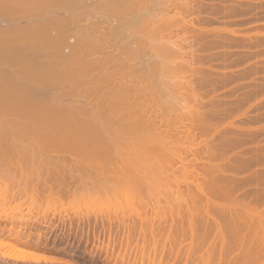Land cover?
<instances>
[{"label": "rangeland", "instance_id": "rangeland-1", "mask_svg": "<svg viewBox=\"0 0 264 264\" xmlns=\"http://www.w3.org/2000/svg\"><path fill=\"white\" fill-rule=\"evenodd\" d=\"M87 1L89 3V2H94V1L96 2L97 0H93V1L87 0ZM165 1H166V4H165ZM169 1H171V3ZM160 2H162V4ZM159 3H160V4H158L159 6L156 5V7H158V9L155 8L153 11L158 10L155 12L156 13L158 12V15L159 16L161 15L160 17L162 19L163 18L166 19L165 20L166 22L164 21L166 24L163 22V24L160 25V26L163 25L166 29L162 26L163 29L160 32V34H161V36L163 35L162 36L163 40L166 41L168 47L170 48L169 49V51L171 52L170 56L172 57L174 55L173 56L174 59L169 57L172 60L171 62L167 61V63L168 62L170 63V65H168V68L169 69L171 68L170 70L167 69L168 70L167 72H169L171 74L165 72L166 74H169V77H168V75H166V76L170 79L164 78L165 81L169 80V81H171L170 84H173V87L171 85L172 92L170 91L171 89H169V90L165 89L166 87L169 88L170 84H168V86L163 88L164 92H162V89H160L161 90L160 91L159 88L157 90V87L155 85L154 86L156 87V89H154V87L151 84H149V87L146 85L142 86L140 84L144 90L146 87L148 89L150 87H153L152 88L153 90L151 88L150 89L152 91H154V90L158 91V93H156L155 91H154V93L156 95H159L160 97H158V96L156 97V95L153 96L154 95L153 93L152 94L149 93V92H151V90L149 89L150 91H147V90L143 91V92H145V93H143L145 95H143V94L141 95L142 92L141 93L139 92V94L141 96H144V97L140 96L141 97L140 100L138 98L137 99L135 98L136 100L134 101V98H133L134 96H132V95H133V92H135L134 86L136 84L135 81H138V78H137L138 76L137 77L132 76L133 77L132 79L134 80L133 81L134 86L130 83L132 81H129V79H131V76H129L130 78L124 80L125 82H122L123 78L125 79L128 77L127 75H125V77H124V73L122 72L123 69L120 70L118 68L119 69L118 72L120 71L121 74L123 75V76L120 75V72H119V77L121 78V76H122V80L119 79V77L118 78L113 77L114 75L116 76L118 74V72H116V74H111L109 71L112 72L117 67L115 65L117 62L115 64H111V65H114L115 68H113L110 65H109L110 66L109 67V66H107L108 65L107 63L112 62V61H107L106 60L107 58H105L102 55L101 56H102L103 60L105 59L107 61V62H105L107 64V65L105 64V66H107L105 68V69H107L105 72L107 73V71H108L111 76L113 75L112 81L115 80L114 78H116V80L118 82H119V80H121L120 83L123 84L122 85L123 87H124V84H126V82L128 83V85L131 84L133 86V88H132L126 84L125 86H127L128 88L125 87L124 89L127 88V90H129V92H131V90H132V92H131L132 95L129 96L130 98L129 97L128 98H129V100L131 99V97L133 98V100L131 99L130 101H131V103L134 102L133 103L134 107H135V103L137 100H139L141 103H143L141 101L142 98L143 99L146 98V100H143L144 103L146 102L144 104V106H146L148 104L147 97L151 94L150 95L151 97L149 96L148 100L151 101L153 98L154 101L151 103L149 101L150 104H148V107L146 106L147 108L145 107L146 112L145 113L142 112V114H143L142 120H145L147 118L146 121H149L148 117L152 119V117L155 116L154 112H156V113L159 112L157 114L158 116L157 117L155 116L156 119L155 118L153 119V120H155V122L158 121L157 125L159 124L158 127L160 126V129H158V131L161 130L162 128H165V130L169 129V128L165 127V126H167V123H165L167 121H169V123L171 122L170 123L171 126H172V124H174L175 128H172L174 126L170 127L172 129H171L170 133L167 134L168 136H166V139L167 138L170 140L172 139L171 142L174 140L177 142H180V143L183 142L182 143L183 148L180 147L182 144L179 145L178 143L176 144L174 142L175 145H179V147H180V148L177 147L176 151H177V149H179L180 151L178 150V152L179 153L181 152L180 153L181 155L185 154L184 157L186 160L192 159L191 161L189 160L190 162H188V163L186 161H183V162H185V163H183V162H179L176 159L174 160L175 161L174 162L175 167L173 165L174 168H177V166L181 167L183 165V168L188 167L187 169L190 170L189 175H187L188 177L185 176L183 179H182V177H183L182 175H179L178 173H176L178 170L175 171V175L177 174L178 179L182 181V182H180L179 187H177V185H176V183L179 184V181L177 180L178 182L177 181L174 182V180H175L174 178H177V177L175 176L174 178H172L173 175L172 176L169 175L174 180H172L170 177L167 178V179H171L168 181L169 183H167V185L169 187L166 184H164L167 182V179H165L166 182H162V180H161V182L164 184V187H162V190L160 188L162 195H159V193H160L159 191H158L159 193L158 192H156V193L153 192V194L150 193L151 194L150 196L147 193V194H144V196L142 197L143 200H146L147 202L153 201V204H155V202H156L155 200L157 198V199H159L160 204L161 203L162 204L165 203V205L166 204L167 205L168 204H170V205L174 204L176 206L177 204L174 203V201H173V198H174L176 191H178V193L176 192V194L180 195L181 197L185 196L184 198H186V196H188V199H186V200H189L191 197H189V194L187 192L192 193L194 190V185L200 184L199 187L201 185H203V186H201V190H203L202 193L201 192L199 193L198 190L197 191L194 190L196 192V195L195 194H194L195 196L191 195V196L195 197V199L193 198L194 200L191 199L194 202L193 201L192 202L187 201L188 204H190V207H192L190 209L195 208L197 211L194 214H191V215L188 214V212L186 211V209H187L186 205L187 204L185 205L184 202L181 201L182 202L181 206H182L183 210H185L184 211L185 214L183 213V210H182L183 215H178V217L174 216L175 219L173 218L174 219L173 220L174 230H172V232L173 233L175 232L176 234L174 233V236H171V234H172L171 232H170L171 233L170 235L166 233V231L168 232V229L170 228V224L172 223L171 218L168 216L166 221L163 224H161V228H162V225H164V227L162 228L164 230V232H161L163 236L161 234H160V236L157 234L159 236V240H157L156 243L154 244V243H152L151 235L148 232L147 233L148 235L146 236V244H145L144 249H143L144 252L141 253L140 247L143 243L142 233L138 230V227H134L135 224H138L140 217L138 218V216L135 213L130 215V210L128 208H125L122 205L125 209L123 210L122 206H121L116 212V214L118 215L117 216L116 214H114L112 212L115 208L112 207L111 205H110L111 211H109V214H106V212H107L106 208L109 207V205L107 207L106 206L104 207V204H103L101 207H99L98 205L95 206V209H94L95 212H94L93 210H91L92 208H90L89 206L87 207V205H88V202H86L87 200L85 201L86 206H85V203L82 202L85 207L83 205H80L79 202H81V200H82L81 199L80 201H78L81 209L80 208L74 209V207H76L75 201H77L78 198L84 197L83 200H85L87 197L89 200L90 199L89 197L92 195L90 193L91 195L89 196L88 194L90 191H86L87 189L91 188L90 186H92V184L89 183L88 178H86V177H85L86 179L83 178L88 183L87 185H85L86 182L84 184L83 179L81 180L83 182L82 184H83L85 190L79 191L80 189L78 187L80 185L77 186V184H79L80 181H75L74 183L78 182V183H76V185L75 184L73 185V183L71 184L73 187L74 186L77 187V188H75L76 190L74 189L76 191L73 194L74 196L72 195V193L71 194L69 193V195L65 196V197L69 196V200L70 199L73 200L72 197L70 198V195L75 197V199L77 197V199L74 201V205H75L74 207H73V205H71V206H66V208L65 207L61 208L60 207L61 205H58L59 204L58 203L57 206L60 208L56 209L57 212L55 210H53V208L48 209L45 212V214L47 213L46 215L44 214V216H45L44 218L46 221L45 223L44 222H40V223L36 222L35 223V221H33V222L29 221V223L24 224V223H19L18 220H13L11 222L9 219H4V216L2 215L3 212L5 213L8 211V213H9L11 210H12L11 212H13L14 209H12V208L15 205V203L20 202L22 200H25V201H22L23 204L21 203L22 209L20 211H21V213H23L22 215L28 216V215H26L27 210H28V207L26 205V201L28 202V198H27V200L25 199L27 195L26 194L24 195V193H23L24 191L22 192V194L25 196V198L22 197L23 196L22 194L18 195V193L19 192L21 193V191L17 187L12 188V186L10 185L11 181H9V178L6 181V179L4 177V179H5L4 181H6L7 182L6 184H8V186H9L8 190H10L11 188L13 189V190L11 189L12 191H15L16 189H18V190H16V192L17 191H19V192L17 193L18 196H16L15 195L16 193L14 192L15 193L14 194L15 200H11V202L7 201L8 202L7 203V202H5V200H9V198L11 197L10 193L12 192L11 190L8 191V192H10L8 195L10 197L9 198L6 197L8 199H5L4 200L5 203H2V205L4 204V207H5L7 204V206L10 208H8L6 206L7 208L6 207L4 208V210L7 209L6 211H4L2 209L3 206L0 208V212L3 210L1 212L2 214H0V227H1L0 228V240H6V238H7V240H9V242L13 243L14 238L12 236L14 235V237H16L15 235H17V233L13 232V234L11 235V238H10L7 235L8 232L6 230L9 228V225L14 226L15 227L14 230H17L18 226L20 225V227H21L20 232L23 235L21 237H23V239L27 238V236L29 234V240H31L30 242H32V243L36 242V243L34 244L35 246H33V247H30L31 245L30 246H24V245L22 246L21 244H18V245H15V246H17L16 248L13 246H10V244H9V246L7 245L8 247L6 246L8 249L4 246L1 248V244H0V264H14V263L15 264H45V263L51 264L52 262H55L56 264H66V263L67 264H71V263H73V264H76V263H78V264H264V262H263L264 261V0H175V1L174 0H168V1L167 0H160ZM90 5H92V4H90ZM161 5H163V6H161ZM88 6L86 7V9H88ZM89 7H90L89 9L91 10L92 9L91 6H89ZM164 12H165V14H164ZM88 15H89L88 18L91 20H88V18H87L86 22H85L86 25H88L91 28L94 27V29L101 31V32L102 31H108L109 26L107 25V23H105V19L101 18L99 13L96 14L95 11H94V13L91 11V13H87V16ZM168 15H170V16H168ZM98 20H100L101 22ZM96 21L99 23L98 25H97ZM87 22H88V24H87ZM95 26L96 27L98 26L100 28H95ZM101 32H98V33H101ZM98 33H97V36H99ZM162 38H161V40H162ZM100 60L101 59H99V61ZM85 61L87 63V60H85ZM90 61L88 60L89 63H93V64L97 63L96 61L92 62L93 60L91 62ZM99 61L97 64L102 62V61H100V62ZM82 62H83L82 64L85 63L84 60ZM173 62H174V64H171ZM79 63H78V65H80ZM103 63H104V61L101 63V65ZM82 64H81V66H82ZM90 65H92V64H90ZM2 66L3 65H0V67H2ZM83 66H82V68H83ZM94 66L96 67V64ZM100 66L99 67L97 66V67L100 68ZM5 68H6V66H4L3 70ZM79 68L76 67V69H79ZM73 69H75V68H73ZM89 69L93 70V68L91 69L90 67H89ZM100 69H99V72L101 71ZM105 69L103 68V73H104ZM6 70L5 71L8 73L9 71L11 72V70L15 71V68L12 69L11 66L8 65ZM86 70H88V69L86 68ZM90 70L87 71L88 74H89ZM116 70H117V68H116ZM97 71L95 70V72H97ZM115 71H114V73H115ZM177 71H179V72H177ZM77 72L83 73L84 71L81 72V70H80ZM87 72H84V74L86 73V75H87ZM93 72L94 71H92V73ZM99 72L95 73L96 74L95 76H97V74L99 75ZM12 73L13 72H11L9 74L12 75ZM106 73H104V74H106ZM91 74H90V77H91ZM104 74H102V75H104ZM78 75H80V74L78 73ZM83 75H80V76H83ZM102 75L99 77L103 78ZM88 76L89 75H87V78H89ZM95 76H93V77H95ZM108 76H109V74H108ZM76 77H77V75H76ZM110 77L108 78L107 76H105L104 78H106V80L103 79V81H101V79H100V82L102 83L104 81H107V79H110ZM134 77L136 79H134ZM84 78H85V76L82 79H84ZM160 78H163V77H160ZM91 79H92V77H91ZM77 80H79V79L77 78ZM84 80H83V82H84ZM157 80L158 79H156V81ZM175 80H177V81H175ZM93 81L95 82V80H93ZM93 81H87L89 83H85L86 82L85 81L84 83L87 85L88 84H95V83L97 84V81L95 83ZM79 82L83 83L81 80ZM157 82H160V79ZM101 83H99V84H101ZM104 83H106V82H104ZM112 83H115L116 87L118 85L120 86V87L118 86L119 92L117 93V91H115L114 92L115 95H113L114 98H117V97H115L116 93H117V96L118 95L120 96V94L122 93V92L120 93V90H121L120 88H123V87L121 86L120 83H118V85H116V82H114V81ZM112 83H110V84H112ZM149 83H150V79H149ZM75 84L73 85V87L74 86L76 87ZM142 84H146V83L143 82ZM87 85H86V87H83V88H87ZM107 85H108V83H107ZM156 85H159V84L157 83ZM92 86H94V85H92ZM92 86H91V88L90 87L89 88H90V90L93 91ZM99 86L100 85H98L97 87H99ZM159 86L160 87L164 86V84L159 85ZM80 87H81L80 91H83L82 86H80ZM116 87H114V88H116ZM77 88L78 87H76V90H78ZM89 88H87L86 91H89L88 90ZM71 89H73V88H71ZM98 89H99V91H101L100 89H104V86H103V88H98ZM76 90H75V92L77 93ZM96 90H97V88H96ZM105 90H106V93H105L106 96H107V93L108 94L110 93V95L113 94L112 93L113 91L108 92V91H111L110 89L107 90V88H106ZM105 90H102V91H105ZM166 90L170 91V94H168L169 97H168V95L167 96L164 95V97L161 98V96H162L161 94L162 93L165 94ZM71 91H73V90H71ZM99 91H98V93H100ZM125 91H123V93H122L123 95L125 94L124 93ZM83 92H82V95L87 93L86 92L83 94ZM146 92H148V93H146ZM159 92L160 93L162 92V93L159 94ZM90 93H89V95L91 96L92 94H90ZM103 93L104 92H102V95H103ZM167 93L168 92H166V94ZM173 93H175V94H173ZM68 94H69V92H68ZM68 94H66V95H68ZM147 94H149V95H147ZM70 95H71V93L69 94L68 97L71 100ZM75 95H74V97L72 95V99L76 98L77 95L76 96ZM89 95H87V96H89ZM146 95H147V97H146ZM170 95L172 97L173 96L174 97L172 98ZM94 96L92 95L90 98L94 99ZM111 97H112V95H111ZM111 97L107 96V99L108 98L110 99ZM11 98H12V101H15L14 100L15 98L14 99H13V97H11ZM62 98L64 99L66 97L64 96ZM69 98L67 100H65V102H68ZM10 99H9V101H11ZM76 99L78 100V97ZM79 99H80V97H79ZM125 99H126V97H125ZM123 100L124 99H122V101ZM129 100H128V103H129ZM5 101H8V99ZM91 101H93V100H91ZM172 101H174V102H172ZM72 102H73L72 100H71V102L69 101V103H72ZM77 102H80V101H76L75 103H77ZM121 102L119 101V103H121ZM126 102H124V103H125V105H128V106H126L128 109L131 103L128 104ZM140 102L139 103L137 102V103L140 105L141 104ZM186 102H187V104H186ZM9 103H11V102H9ZM105 103H107V100L106 101L104 100V104ZM137 103H136V106H139V105H137ZM173 103H175V104H173ZM104 104L103 105L101 104V106H104ZM161 104H165V105H161ZM120 105H118L119 108H121ZM122 105H124V104H122ZM142 105L143 104H141L139 106L140 109H137L138 112L140 111L139 113H137V110H135L134 107L132 106L134 111H136V113L134 114V112L132 110L133 116L137 115V114L139 115V117H138V115L135 116L136 119L137 118L140 119V117L142 116L141 110L145 111L144 106H142ZM149 105L151 106V108ZM170 105H171V107H170ZM26 106L24 107L25 110H27ZM28 107L32 108V109L28 108L27 111H24V109L22 107L23 110L17 111V114H19V115L16 114V111H15V114L13 112H11V113L9 112L10 114L9 113H7V114L9 116H12L11 117L12 120H15V118H17L16 116H19L17 119H22V120H20V122H23L25 117H27V118H25L26 120L27 119L29 120V118L32 117L31 113H33L35 110L34 108H36L35 106H32V105L31 106L28 105ZM105 107H106V104H105ZM116 107L117 106H115L114 109H119ZM176 108H178V109H176ZM150 109H155V110H150ZM31 110H32V112H31ZM38 110L39 109H37V111ZM105 110H104V112H105ZM123 110H124V108H123ZM19 111H21V114L19 113ZM28 111H29V113H28ZM127 111H128L127 114L130 115L131 111H130V113H129V110H127ZM150 111H152V112H150ZM192 111H193V113H192ZM25 112L28 113V116L24 115ZM116 112H118V111H116ZM119 112H121V111H119ZM126 112L122 111V115L125 113L123 116L120 113L118 114V117H119V115H121L120 120L122 117L125 118ZM147 112L149 113L148 115H146ZM12 113L15 115V118H13ZM7 114L5 113L4 116L5 117L8 116ZM20 115H22V116H20ZM129 115H126V116H128L127 119L126 118L125 119L122 118V119L126 122L131 121L133 116L131 118V116L129 117ZM152 115H154V116H152ZM9 116L7 118H4V120L7 119V120L12 121L11 119H9ZM161 116H162V118H161ZM1 117L3 119L2 114H0V118ZM20 117H23V118H20ZM80 118L84 119V117H80ZM87 118L88 117H85V119H87ZM104 118H102V117L100 118L101 120L104 121V122H102V124L103 123H105V124L109 123L108 121H110V120H108V117L106 118L108 121L105 119L107 122L104 120ZM48 119H49V117H46V118L44 117L43 118L44 123L41 122L44 124V126L42 125L41 128L44 127L45 132L46 131L49 132V131H51L49 129L53 128V127L52 128L50 127V126H52L51 124L49 125L47 123L50 120V119L49 120ZM88 119H90V118H88ZM95 119H97V118H95ZM95 119H93V120H95ZM127 120H129V121H127ZM134 120H135V118H134ZM98 121L100 122V120H98ZM161 121H162V123H160ZM14 123H17V121L15 120ZM17 124H19V123H17ZM48 125L50 128L45 127ZM63 126H61L62 127L61 129H63ZM69 126H71V124ZM65 128L69 132V135H71L72 131L74 132V130H75L74 129L75 127L70 128L67 126ZM153 128H155V126ZM153 128H151V130H153ZM46 129H48V130H46ZM66 129L62 130V132H66L63 135H67V131H65ZM163 130L164 129H162L161 131H163ZM192 133H193V137H192ZM188 134H190L189 139H188V137L186 138V136ZM234 138H236V139H234ZM184 139H186L185 142H184ZM196 142H197V146H196ZM193 145H195V147ZM184 146H186V147L188 146L191 149L190 148L188 149V147L186 149V147H185V149H186V152H185ZM16 148H15V150H16ZM173 148H175V146ZM11 149H13V148H11ZM20 149H21V151H23V148H20ZM50 149H48V152L44 153V155H45L44 157L42 155H39V156L42 157V158L40 157V159L44 158L43 160H45V157H49L51 155L50 156V158L52 160L51 163L54 164V161H55V160H53L55 158L54 156H57V159H58V157L61 158L60 155H62L63 150L61 148H58L59 150L54 148L55 151L50 150ZM24 150L27 151L30 149H27V150L24 149ZM16 151L21 152V151H19V148ZM16 151H13V152L16 153ZM51 151H52V153H50ZM203 151L207 155H205V153ZM53 152H55V153H53ZM194 152L196 155L198 154L197 156H198L199 160L197 159V156H195L193 154ZM46 153H49V154H47V156H46ZM63 153L66 156L68 155V153H66L65 151H63ZM17 154L18 153L14 154V155L16 156ZM14 155H13V158L15 157ZM186 155H187V157H186ZM8 157H10V156H8ZM194 157H196V159L198 160L197 162H196V159ZM15 158L17 159L18 156ZM193 159H195V161ZM17 161L18 160H16V162ZM176 161H178V162H176ZM203 161H204V164H203ZM209 161H210V163H209ZM45 162H43L45 164H43V163L42 164L44 165V167H46V166L48 167L47 169L46 168L45 169L47 172H49L51 170L50 169L48 171V169L50 167V164H49L50 162L48 160ZM57 163H58V165H57ZM57 163L55 162V164L58 166L57 168H59L61 166L60 161L59 162L57 161ZM17 164L18 163H16L15 165H17ZM55 164L51 166L52 169L56 168ZM201 164H203V165H201ZM17 166L19 167V165H17ZM17 166H15L16 168H14V166H12L10 168L11 169L14 168L13 170H16V169H18ZM203 166H205V167H203ZM34 167H36V166H34ZM201 167H203V168H201ZM24 169L28 170V173H26L28 175L26 176V174H25L24 177L25 178L33 177L32 179L29 178L32 181H29V179L28 180L26 179V180L29 181V183L32 182V184H34L35 183L34 181H37V179H38V178H36V176H34L35 173L33 175H31L32 169L30 171L29 167H28V169H26V168H24ZM24 169L21 171H23L25 173ZM19 170L20 169H18L17 172H19ZM29 171L31 173H29ZM41 171L45 172L44 168ZM203 171H205V173ZM33 172H35V171H33ZM190 172H191V174H190ZM10 173H11V171H10ZM179 173H180V171H179ZM40 174H42L43 176L47 175L46 172L40 173ZM42 175H39L37 177H42ZM163 181H164V179H163ZM171 181L173 184L171 183ZM183 181H185L187 183L184 184ZM71 182H73V181H71ZM70 183L68 185H70ZM181 183H182V186H181ZM1 185L3 186L4 184H1ZM10 186H11V188H10ZM58 187H59V185H58ZM58 187H56V188H58ZM72 188L70 186L69 190H71ZM177 188L180 189V191L183 195L180 193V191ZM63 189H64V187L61 189L62 193H64ZM72 190L69 192H72ZM90 190L92 191V189H90ZM187 190H189V191H187ZM57 191L59 192V190H57ZM28 192H27V194H29ZM59 193H61V192H59ZM62 193H61V195H63ZM55 195H57V194H55ZM200 195H201V197H200ZM43 196H41V197H43ZM175 196H177V195H175ZM16 197H18V198L16 199ZM41 197H40V199H41ZM46 197H47V195H45V197H44L45 203H44V201H41V200H40L41 202L39 201L40 204L43 202V204H41L42 209L47 204L46 203ZM100 197H102V195ZM63 198L64 197H62V200H66L67 202L69 201L67 198H65V199H63ZM175 198H177V197H175ZM166 199L169 200V202ZM66 201H64L65 205H66ZM89 201H91V200H89ZM165 201H167V203ZM1 202H3V201H1ZM240 205H241V207H240ZM135 206L137 208L139 206V204L135 203ZM156 206H157V203H156ZM149 207L151 208L150 205H149ZM149 207H147V210L145 213L146 215H144V213H142V215H140L141 218L144 216L145 218L150 219L154 215V213L152 212L153 209L152 208L150 209ZM153 207L155 208V206H153ZM63 208L64 209L68 208V209L64 210ZM100 208L102 211L100 210ZM110 208H109V210H110ZM76 209H78V210H76ZM97 210H99V211H97ZM121 211H123V212H121ZM41 212H42V210H41ZM90 212H92V213H90ZM100 212H102V213H100ZM13 213L18 215L17 212H15V211ZM93 213H94V215H93ZM256 213H258V214H256ZM39 214H41V213H39ZM189 215L191 216V218ZM257 216L260 217V219L263 217V223L261 222L260 219L257 220V218H258ZM179 217H181V218H179ZM188 217H189V219H188ZM121 218L123 220H121ZM186 218L189 220V223H188V220H186ZM72 220H74V221H72ZM257 221L260 222V224ZM175 222H177V223H175ZM93 223H94V225H93ZM123 223H124V225L128 224L126 226L127 227L130 226V227L129 228L125 227L123 225ZM155 225H157V221L154 222V226ZM68 226H69V228H68ZM177 226L179 227V229H177L178 228ZM132 227H134V229L135 228L136 229L133 230ZM162 229H161V231H163ZM180 230H181V232H183V231L184 232L180 233ZM176 231L179 232L180 234H178ZM128 233H129V236H128ZM165 234L169 235V237H167V239H165L166 238ZM158 236H157V238H158ZM126 238H129L131 240L129 246L126 244V241H127ZM174 240H176V241H174ZM149 241H150V243H149ZM12 245H14V244H12ZM42 245L43 246L47 245V247L49 245V247H48L49 249L46 246L42 247ZM53 245H54V249L52 248ZM58 245H59V248H58ZM45 248H47V249H45ZM60 248H63L64 250L60 251L61 250ZM23 249H25V250H23ZM21 250H22V252H21ZM73 251H74V253L72 254ZM28 253H30L31 255ZM65 253H67V255ZM75 253L76 254L79 253V254L76 255ZM68 254H69V256H68ZM71 254H72V256H71ZM144 255H145V257H144ZM38 256H41V257L44 256L45 258H49L48 263L45 261H44L45 263L43 261L42 262H34L33 257H38ZM50 258L53 259L52 262L50 261ZM59 258H61V259H59ZM161 258H162V260H161ZM25 259H26V261H25ZM54 259H56L57 261L59 260V261L58 262L54 261ZM62 259L64 261H66L65 259H67V262L64 263L63 261H61ZM69 260H71V261L69 262ZM109 260H110V262H109ZM153 260H155V261H153ZM55 263H52V264H55Z\"/></svg>", "mask_w": 264, "mask_h": 264}, {"label": "bare ground", "instance_id": "bare-ground-1", "mask_svg": "<svg viewBox=\"0 0 264 264\" xmlns=\"http://www.w3.org/2000/svg\"><path fill=\"white\" fill-rule=\"evenodd\" d=\"M159 1L158 0H97L96 2L94 1L95 3L89 2L90 4H92V5H90L87 0H0V65H3L2 67H0V114H2V116H3V119H2V117L0 118V191H1L0 192V198H1L0 200L3 201V202L0 201V204H1L0 208L3 206L2 209L4 210V208L7 206V204L4 207V204L2 205V203H5L7 201L11 202V200H15V195L16 196L21 195L22 192L24 191L23 192L24 195L26 194L27 196L25 198V196L22 194L23 195L22 197H24L26 200L28 198V202L26 201V205L28 207V210H27L28 214L26 213V215L29 216L28 217V216L22 215L23 213H21V211H20L22 209L21 203L23 204L22 201H25V200H22L20 202L15 203V205L12 208V209H14L15 212H17L18 215L13 213L14 211L11 212L12 210L11 211L9 210L10 211L9 213L7 211L5 213L3 212V214H2L1 212L3 210L0 212V214H2L4 216V219H9L11 222L13 220H18L19 223H24V224L29 223V221L30 222L35 221V223L36 222H39V223L44 222L45 223L46 221L44 218L45 217L44 214L48 209H51V208H53V210L56 211V209H59L60 207L66 208V206L73 205V207H74L76 205V207H74V209L75 208L79 209L80 205L84 206L83 203H85V206H86V202H88L87 207L89 206L90 208H92L91 210H93V211L95 209V206L98 205L99 207H101L104 204V207L105 206L107 207L109 205V207L106 208L107 209L106 210L107 212L105 211L106 214H109V211H111V208H110L111 206L115 208L112 212L114 214H116L117 210L123 205L125 208H128L130 210V215L135 213L138 216V218L140 217L138 224L134 223L135 224L134 227H138V230L142 233L143 243L140 247L141 253H142V252H144L143 249H144V246L146 244V236L148 235L147 233L148 232L150 233L152 243L155 244L156 241L159 240L160 234L162 235L161 232H164V230L162 229L164 227V225H162V228H161V224H163L166 221L168 216L171 218L172 223L170 224V228L168 229L169 233L167 231H166V233L169 235L172 233L171 236H174L175 232L174 233L172 232V230H174V226H173V220L175 219L174 216L178 217V215H183V213L185 211V210H183V208L181 206L182 202H184L185 205L187 204L186 205L187 206L186 211L188 212V214L191 215L197 211L195 208H194L195 210L190 209L192 207H190V204H188L187 201L192 202L195 199V197H193L196 195L195 191L198 190L199 193L200 192L202 193L203 190H201V186H203V185H201L199 187L200 184H198V185L195 184L196 186L194 185L195 191L194 190H193V192L191 191L192 193L187 192L189 194V197H191L189 200H186V199H188V196H186V198H184L185 196L181 197L180 195L176 194V192L178 193V191H176L175 195H177V196L174 195V198H173L174 203L177 204L176 206L174 204H173L174 206L172 204L171 205L170 204L165 205V203L160 204L159 203L160 201L157 198L155 200L156 201L155 204H153V201L147 202L146 200H143V198H142L144 196V194L148 193V195L150 196L151 195L150 193L153 194V192L156 193L158 191L161 193L160 194L158 192L159 195H162L160 188L162 190V187H164V184L167 185V183H169L168 182L169 180H171L175 176L177 177V174L175 175L176 170H178L176 173L183 176L182 179L185 176L188 177L187 175H189V171H190L187 169L188 167L186 168L184 166L185 168H183V165H182L181 166L182 168L179 166H177V168H174L175 167V165H174L175 161L174 160L176 159L179 162L186 161L187 163L192 160V159L191 160L189 159L190 161L186 160L184 157L185 154L183 153L184 155H181L180 154L181 152L180 153L178 152L179 149H177V151H176V148L179 147V145L182 144L183 142L180 143V142H177L175 140L171 142L172 139L171 140L168 138H167L168 140L166 139V136H168L167 134L170 133L171 129L175 128L174 124H172V126H174V127H172L170 124L171 122L169 123V121H167V122H165V123H167V126H165V127L169 128L170 130L169 129L165 130V128H162V129H164L163 131H161L162 129L158 131V129H160V126L158 127L159 124L157 125L158 121L155 122V120H153V119L154 118L156 119V117L158 116L157 114L159 112L156 113L154 111L153 112L155 114L154 113L153 114L156 117L154 115H152L154 117H152V119L148 117L149 121H146L147 118L146 119L144 118L145 120H142V117H143L142 112H144V113L146 112L145 107L146 106L148 107V104H150L151 102L154 101L153 98L151 101L148 100L149 96L152 93L154 94L153 96L156 95L154 93L155 90L152 91L153 90L152 88L154 87V89H156V87H157V90L159 88V90L162 89V92H164L163 88H165L166 86H168V84L171 83V81L168 80V79H170L168 77H169V74H171V73L167 72L168 70L171 69V68L170 69L168 68V65H170V63L169 62L167 63V61H170V62L172 61L169 58V57H171L170 56L171 52L169 51L170 48L168 47L166 41H164L162 38L163 35L161 36V34H160V32L163 29L162 28L163 25L162 26H160V25L163 24V22L166 19H164V18L162 19L160 17L161 15L159 16L158 12L157 13L155 12L158 10L153 11L155 8L158 9V7H156V5H158L160 3L162 4V2H163L162 1L159 3ZM169 2L171 3V1H169ZM165 4H166V1H165ZM88 5L91 6V8H92L91 10L89 9L90 7ZM87 6H88V9H86ZM161 6H163V5H161ZM91 11L93 13L95 11L96 14L99 13L101 18L105 19V23H107V25L109 26L108 31H102L101 32V31L94 29V27L91 28L88 25H86V23H85L86 19L89 17V15L87 16V13H91ZM164 14H165V12H164ZM168 16H170V15H168ZM88 20H91V19L88 18ZM98 21H100V20H98ZM87 24H88V22H87ZM98 24L99 23L97 22V25ZM95 28H100V27L95 26ZM97 31L101 32V33H98ZM97 33L99 34V36H97ZM161 38H162V40H161ZM101 55L104 56L105 58H107L106 59L107 61H112L113 63L109 62L110 64L107 63L108 64L107 65L105 63L107 61L105 59L103 60ZM173 56L171 58H173ZM82 59L84 60L85 65L82 64L83 63ZM99 59H101L100 61H102V60L104 61V63L102 65H101V63L103 61L101 63L97 64ZM85 60H87V63ZM88 60L89 61L93 60L92 62L96 61L97 62V63H95L96 67L94 66L95 64L89 63ZM78 63L80 65H78ZM81 64H82V66L84 65L83 68H82ZM90 64H92V65H90ZM105 64L107 66L110 65L113 68H115V66L111 65V64H115L117 66L116 67L117 70L115 68L112 72L109 71L111 74H116V72H118L119 69L120 70L123 69L124 71L122 70V72L124 73V77H125V75H127L128 76L127 78H125V79L123 78V80H122L123 75L121 74L120 71H119L120 75H122L121 78L119 77V72L117 74L118 76L117 75L116 76L112 75V76L117 77V78L119 77V79H121L122 82H125L124 80L130 78L129 76H131V79H129V81H132L130 83L133 86H134V84H133L134 80L132 79L133 78L132 76H135V77L138 76L137 78H138V81L140 83L138 81H135L136 82V84L134 86L135 92H133V95L131 94L132 90H131V92H129V90H127L128 87L125 86L126 84L128 85L127 82H126V84H124V87H123L122 86L123 84L120 83L121 80H119V82H118L116 80V78H114L115 80H113V81L116 82V85H118V83H120L121 86L123 87V88H120L121 89L120 93L121 92L123 93V91L126 90L124 92L125 93L124 95L121 93L120 94L121 97L119 95H118L119 97L117 96V93L119 92V90H118L119 85L116 87L115 83H112L113 77L110 75V73L108 71H107V73L109 74V76L105 72L107 70V69H105L107 67V66H105ZM171 64H174V62ZM8 65L11 66L12 69L15 68V71L11 70V72H13L12 75L9 74V73H11L10 71L8 73L6 72L7 71L6 68L8 67ZM4 66H6V68L3 70ZM88 66L91 69L93 68V70H90ZM97 66L98 67L100 66L101 69L98 68ZM76 67L79 69H76ZM85 67L88 70H86ZM73 68H75V69H73ZM103 68L105 69L104 73H106V74L103 73ZM99 69L101 70L100 72H99ZM74 70L75 71L81 70V72L82 71L87 72L90 70L89 74L87 72V75H89L88 76L89 78H87L86 73L84 74V72L83 73H80L77 71L75 72ZM95 70L96 71L98 70V71L95 72ZM92 71H94L95 73L99 72V75L97 74L98 77L101 76L102 74H104V75H102L103 78L102 77L98 78L97 76H95L96 74L94 72L92 73ZM114 71H115V73H114ZM165 72L169 73V74H166ZM177 72H179V71H177ZM78 73L80 75H83V74L84 75L80 76V75H78ZM90 74H91L92 79L94 78L93 80H95V82L97 81V84L91 79ZM76 75H77V77H76ZM92 75L95 77H93ZM166 75H168V77ZM84 76H85V78H84L85 80L82 79ZM105 76H107L108 78L111 76L110 77L111 80L107 79L108 82L104 81L106 83H104V82L101 83L100 79H101V81H103V79L106 80V78H104ZM135 77H134V79H136ZM160 77H163V78H160ZM77 78L79 80H77ZM164 78L165 79L168 78L167 79L168 81H165ZM149 79H150V83H149ZM156 79H158V80L160 79V82H157L158 80L156 81ZM80 80L82 82H83V80H84V82L86 81L85 83H89L87 81H93L97 86L98 85H100V86L97 87L95 84H88L87 85L84 82L83 83L79 82ZM177 80H175V81H177ZM98 82L101 84H99ZM143 82H145L146 84H142ZM156 82L159 85L164 84V86L160 87L159 85H156L157 84ZM107 83H108V85H107ZM110 83H112V84H110ZM74 84L76 85V87H78L77 88L78 90H76L75 86H74L75 88L73 87ZM131 84H129L128 86L133 88V86ZM140 84L142 86L146 85L148 87H149V84H151L153 86V87H150L152 90L149 88L151 90V92H149V93H151V94L150 95L147 94V95H149L148 97L146 95L147 102H148V104L146 106H144V104L146 102L144 103V101H143V100H146V98L145 99L142 98L141 101L143 103H141L139 100L141 99V97H144V96H141L143 93H145L143 91H146V90L150 91V90L147 87H146L147 89L144 87L145 88V90H144ZM79 85L82 86L83 91L84 90L86 91L87 88H89V87L91 88V86L94 85V86H92L93 91L90 90V88L88 89L89 91H86L87 93L85 91L84 92L80 91L81 87ZM86 85H87V88H83V87H86ZM171 85L173 87V84H170L169 88L166 87L165 89H168V90L171 89L172 88ZM103 86H104V89H100L101 91H99L98 88H103ZM112 87L113 88L116 87L117 89L116 88L113 89ZM125 87H127V88L124 89ZM71 88H73V89H71ZM96 88L100 93H98ZM106 88H107V90L108 89L111 90L108 92L113 91L112 92L113 94H111L113 98L111 97L110 93L109 94L107 93V96L111 97L110 99L108 98L109 100L107 99V96L105 94ZM71 90H73L74 92ZM75 90L77 91V93L75 92ZM102 90H105V91H102ZM168 90H166V92H168L167 94H166V92H165V94L162 92H161L162 93L161 94L159 92V94L162 95L161 98L164 97V95L167 96L168 94H170V91L172 92V89L170 91H168ZM115 91H117L116 96H115L117 98H114V96H113V95H115V93H114ZM68 92H69V94L71 93L70 97H71V100L73 101L72 103H69V101L71 102V100L68 97L69 96ZM82 92H83V94L84 93H86V94L82 95ZM88 92L89 93L91 92L90 94H92L93 96L95 95L94 99L90 98L92 95L90 96ZM102 92H104L103 93V95L105 94L104 96L102 95ZM139 92L140 93L142 92L141 95L139 94ZM155 92L158 93V91H155ZM146 93H148V92H146ZM66 94H68V95H66ZM173 94H175V93H173ZM72 95H73V97H74V95L76 96V98L78 97V100L76 98H73L74 100L76 99L74 101L72 99ZM85 95L86 96L89 95V96H87L89 99ZM131 95L134 96L133 97L134 101L137 98L139 99L136 101V103L140 102L141 104H143L142 106H144L145 111L141 110L142 116L140 117V119L139 118L136 119V117H135L138 114L133 116L132 110L135 114L136 111H134V109L135 110L140 109L139 106L141 104L139 105L137 103V105H139V106H136V103H135V107H134L133 106L134 102L131 103V101H130L131 99L133 100V98L131 97V99L129 100V98H130L129 96H131ZM143 95H145V94H143ZM64 96L66 98L63 99L62 97H64ZM124 96L126 97L127 100L125 99ZM157 96L160 97L159 95H156V97ZM11 97H13V99L15 98L14 99L15 101H12ZM79 97H80V99H79ZM168 97H169V95H168ZM68 98H69L68 102H65V100H67ZM121 98L124 100L122 101ZM7 99H8V101L10 99L11 101H9V102H11V103H9L8 101H5ZM91 100H93V101H91ZM104 100L105 101L107 100V103H105L106 107L104 104ZM128 100H129V103H131L130 104L131 107L129 106V108L127 109L126 106H128V105H125L124 102L128 103ZM76 101H80V102L75 103ZM119 101L120 102L122 101L123 103L122 102L121 103L124 105L119 103ZM149 101H150V103H149ZM172 102H174V101H172ZM54 103L55 104L57 103V104L55 105ZM101 104L102 105L104 104V106H101ZM173 104H175V103H173ZM186 104H187V102H186ZM28 105L29 106H31V105L35 106L36 108L38 107L37 109H39V110L37 111V109L34 108L37 112L33 109L34 112L31 113V116L33 118L31 117L32 119L29 118V120L27 119L28 120L27 121L25 119L27 117H25L23 122H20V120H22V119H17L19 116H16L17 118H15V115H14L15 111H16V114H17L18 110L24 109V111H27L29 108ZM118 105H120L121 108H119ZM161 105H165V104H161ZM25 106L27 107L26 108L27 110H25V108H24ZM115 106H117L116 108H119V109H114ZM132 106L134 107V109ZM22 107H23V109H22ZM122 107L124 108V110ZM170 107H171V105H170ZM150 108H151V106H150ZM29 109H32V108H29ZM176 109H178V108H176ZM104 110H105V112H104ZM125 110L126 111L129 110V113L131 111L130 115L127 114L128 111L126 112ZM150 110H155V109H150ZM116 111H118V112H116ZM119 111H121V112H119ZM122 111L126 112V115H129V117L131 116V118L133 116L132 120L131 119H130L131 121L127 120L129 122L124 121L123 119L128 118V116H126V115H125V118L122 117L123 119L121 118V120H120V117L122 115ZM9 112L14 113V114L12 113L13 118H15V120L19 124L14 123L15 120L11 119L12 116H9L7 114ZM31 112H32V110H31ZM139 112L137 110V113H139ZM150 112H152V111H150ZM5 113L9 116V119H11L12 121L7 120V119L4 120V118L8 117V116H6V117L4 116ZM19 113L21 114V111H19ZM26 113L27 112H25L24 115L28 116L29 111L27 114ZM119 113L121 115H119V117H118ZM192 113H193V111H192ZM148 114L149 113L147 112L146 115H148ZM17 115H19V114H17ZM22 115H20V116H22ZM23 117H20V118H23ZM44 117L45 118L49 117L50 120L48 119L49 122H47V123L49 125L50 124L52 125V126H50L51 128L53 127L52 129H49V130H51L49 132H47V131L45 132L44 127L41 128L42 125L44 126V124H43L44 123L43 122ZM80 117H84V119H81ZM85 117H88L90 119H88V118L85 119ZM101 117L102 118L105 117L104 120L108 117V120H110V121H108L107 119L106 120L109 123H106V124L103 123L102 124V122H104V121L100 119ZM138 117H139V115H138ZM92 118L93 119L99 118L98 120H100V122L97 119L93 120ZM134 118H135V120H134ZM161 118H162V116H161ZM41 122H43V123H41ZM160 123H162V121ZM70 124H71V126H69ZM49 125L45 126V127L48 128ZM63 125L65 127L68 126L70 128L75 127L74 128L75 130L72 128L74 130V132L72 131V134L70 133L71 135H69V132L67 131V129ZM61 126H63V129H66L65 131H67V135H63L66 132H62L63 129H61L62 128ZM154 126H155V128H153ZM170 127H172V128H170ZM151 128H153V130H151ZM46 130H48V129H46ZM189 135L190 134H188L186 136V138L188 137V139H189ZM192 137H193V133H192ZM234 139H236V138H234ZM185 140L186 139H184V142H185ZM174 142L176 144L178 143L179 145H175ZM172 146L173 147L175 146V148H173ZM193 146L195 147V145H193ZM196 146H197V142H196ZM180 147L183 148V144ZM185 147L186 146H184V149H185ZM187 147H186V149H187ZM11 148H13V149H11ZM15 148H16V150L19 148V151H21L20 148H23V151L17 152L15 150ZM47 148L48 149L51 148L50 150H53V151H55L54 148L55 149L61 148L63 151L68 153V155L66 156V155H64V153L62 151V155H60L61 158L58 157V159H57V156H54L52 154L55 157V158L53 157L54 159L52 158L53 160H55L54 164H55V162L57 163V161L58 162L60 161L61 166L60 165L59 166L61 168L60 167L57 168L58 163H57V165L55 164L56 168H53V169L51 168V166L54 165L51 163V161H52L50 158L51 155L49 157H45V160H43L44 158L40 159L41 156H39V155H42L44 157L45 156L44 153L48 152ZM189 148L190 147H188V149ZM24 149H26V150L30 149V150L25 151ZM186 149H185V152H186ZM12 150L16 151V153H18V154L15 156L14 154H16V153H14ZM50 153H52V151ZM53 153H55V152H53ZM47 154H49V153H46V156H47ZM193 154L195 156L198 155V154L196 155L195 152ZM13 155L15 157L18 156V158L16 159L14 157L15 158L14 159ZM205 155H207V154L205 153ZM8 156H10L11 158ZM186 157H187V155H186ZM194 158L196 159V157H194ZM195 159H193V160L195 161ZM197 159H198V156H197ZM197 159H196V162L199 160V159L198 160ZM16 160H18V161L16 162ZM47 160L50 162L49 163L50 167H49L48 171L50 169L52 170V171L50 170L49 172L46 171V169L48 167L46 165H45L46 167H44V165H43L46 163L45 161H47ZM178 161H176V162H178ZM210 161H209V163H210ZM43 162H45V163H43ZM16 163H18L17 165H19V167L17 165H15ZM183 163H185V162H183ZM203 164H204V161H203ZM203 164H201V165H203ZM173 165H174V167H173ZM12 166H14V168H16L15 166H17L18 169H20L19 172H17L18 169H16V170H13L14 168L11 169L10 167H12ZM34 166H36V167H34ZM28 167L30 168L29 169L30 171L32 169V171H31L32 173L30 171H29V173H31V175H33L35 173L34 176H36V178H38L37 181H34L36 184L35 183L32 184V182L29 183V181H32L30 179H32L33 177H31V178L29 177L30 179L24 177V175L26 173H28V170H25L24 168L28 169ZM203 167H205V166H203ZM203 167H201V168H203ZM43 168H44V171L46 172L47 175L43 176L42 174H40V173H45V172L41 171ZM23 169H24L25 173L23 171H21ZM9 170L11 171V173ZM33 171H35V172H33ZM179 171L181 174L179 173ZM191 172H190V174H191ZM203 172L205 173V171H203ZM27 175L28 174H26V176ZM39 175H42V177H37ZM169 175H171V176L173 175L172 178ZM4 177H5L6 181L9 178V181H11V184L9 182L8 183L12 186V188L17 187L21 191V193L19 191L16 192V190H18V189H16L15 191H12L13 189L11 188V186H10V188L12 190L11 189L10 190L12 192L11 193L8 192V191H10V190H8L9 186H8V184H6L7 182L4 181L5 180ZM85 177L88 178L89 183L92 184V186H90L91 187L90 189H92V191L90 189L86 188L87 189L86 191H90L88 195L90 196L92 194L90 197L88 196L90 198L89 200H91V201H89L87 197L85 200H83L84 197H80V198H78L77 201H75L77 199V197L75 199V197H73L74 196L73 194L76 192L75 188H77V187H75V186L73 187L71 184L73 183V185L74 184L76 185V183H78V182H76V183H74V182L80 181V183L77 184V186L80 185L78 187L80 190L79 189L78 190L79 191L85 190L84 186L82 184L83 182L81 181L83 178L86 179ZM168 177H170L171 179H167ZM26 179L27 180L29 179V181H27ZM84 179H83V181L85 184L86 180H84ZM163 179H164V181H163ZM165 179H167V182L165 181ZM174 179H172V180H174V182L177 180L179 181V184L176 183L177 187H179L180 182H182V181L179 180L178 177L174 178ZM161 180H162V182H166V183L163 184L161 182ZM71 181H73V182H71ZM69 183H70V185H68ZM171 183H172V181H171ZM183 183L186 184L187 182L183 181ZM1 184H4V185L2 186ZM87 184L88 183L86 182L85 185H87ZM58 185L60 188L58 187ZM70 186H71V188L73 187L72 188L73 190L71 189L72 192H69V191H71V190H69ZM181 186H182V183H181ZM56 187H58V188H56ZM63 187H64V189H63L64 193H62V190H61ZM57 190H59V192H61L63 195H61V193H59ZM178 190L180 191V189H178ZM26 191L27 192L29 191L28 192L29 194H27ZM187 191H189V190H187ZM53 192L57 195H55ZM9 193H10L11 197L8 196ZM17 193H18V195H17ZM69 193L70 194L72 193L73 196L70 195V198L72 197L73 200L72 199L69 200V196L65 197V196L69 195ZM180 193H181V191H180ZM45 195H47V197H48V198L46 197V203L47 204L42 209L41 204H43V202L41 204H40V202L44 201ZM60 195L62 197H64L63 199L67 198L69 201L67 202L66 200H62V197ZM101 195H102V197H100ZM191 195H193V196H191ZM41 196H43V197H41ZM6 197H8V198L10 197L9 200H5V199H8ZM40 197H41V199H40ZM175 197H177V198H175ZM200 197H201V195H200ZM17 198L18 197H16V199ZM191 199H193V200H191ZM4 200H5V202H4ZM80 200H81V202H79L80 203V205H79L78 201H80ZM64 201H66V205H65ZM74 201H75V205H74ZM167 201L169 202V200H167ZM167 201H165V202L167 203ZM44 203H45V201H44ZM135 203L139 204V206L137 208L135 206ZM156 203H157V206H156ZM57 204L61 205V206L58 207ZM149 205L154 210V211L152 210L154 215L151 218L149 217L150 219L145 218L144 216L141 218L140 215H142V213H144V215H146L145 213H146L147 207H149ZM123 206H122V209L124 210L125 208ZM153 206H155V208L156 207L157 208L155 209ZM240 207H241V205H240ZM8 208H10V207H8ZM109 208H110V210H109ZM67 209H64V210H67ZM78 209H76V210H78ZM6 210H4V211H6ZM41 210H42V212H41ZM100 210H101V208H100ZM182 210H183V213H182ZM97 211H99V210H97ZM121 212H123V211H121ZM39 213H41V214H39ZM90 213H92V212H90ZM100 213H102V212H100ZM256 214H258V213H256ZM93 215H94V213H93ZM122 218H121V220H123ZM179 218H181V217H179ZM190 218H191V216H190ZM188 219H189V217H188ZM188 219L186 218V220H188ZM258 219H260V217H258L257 220ZM260 220L263 223V217ZM72 221H74V220H72ZM156 221H157V225L154 226V222H156ZM177 222H175V223H177ZM188 223H189V220H188ZM258 223L260 224V222H258ZM93 225H94V223H93ZM123 225H124V223H123ZM126 225H128V224H125L124 226L127 227ZM129 227H127V228H129ZM134 227H132L133 230L136 229V228L134 229ZM14 228H15L14 226L9 225V228L7 230L5 229L8 232V234L7 233L6 234L10 238H11V235L13 234V232L17 233V235H15L16 237H14V235L12 236L14 238V242L13 243L9 242V240H7V238H6V240H0L1 248L3 246L4 247H6L7 245L9 246V244H10V246H13L15 248L17 247L15 245H18V244H21L22 246L23 245L24 246H30L31 245L30 247L35 246L34 244L36 242L35 243L30 242L31 240H29V234H28L27 238L23 239V237H21L23 235L20 232L21 231L20 225L18 226L17 230H14ZM68 228H69V226H68ZM161 229L163 231H161ZM177 229H179V227ZM183 232H181V230H180V233H183ZM177 233L180 234L179 232H177ZM167 234H165L166 235L165 239H167V237H169V235H167ZM128 236H129V233H128ZM157 236H158V238H157ZM126 239H127L126 244L129 246L131 240L129 238H126ZM174 241H176V240H174ZM149 243H150V241H149ZM12 244H14V245H12ZM44 246L47 247V245H44ZM44 246L42 245V247H44ZM48 247H49V245H48ZM47 248H45V249H47ZM52 248L54 249V245ZM58 248H59V245H58ZM60 249H61L60 251L64 250L63 248H60ZM23 250H25V249H23ZM21 252H22V250H21ZM73 253H74V251L72 252V254ZM28 254H30V253H28ZM65 254L67 255V253H65ZM72 254H71V256H72ZM78 254H76V255H78ZM68 256H69V254H68ZM144 257H145V255H144ZM56 259H54V261H57ZM59 259H61V258H59ZM65 260L66 261H64L62 259L61 261H63L65 263V262H67V259H65ZM161 260H162V258H161ZM25 261H26V259H25ZM33 261L34 262H42V261L44 262L45 261L48 263L49 258H45L44 256L43 257L38 256V257H33ZM50 261L52 262L53 259L50 258ZM70 261L71 260H69V262ZM153 261H155V260H153ZM109 262H110V260H109ZM52 263H55V262H52ZM71 264H73V263H71ZM76 264H78V263H76Z\"/></svg>", "mask_w": 264, "mask_h": 264}]
</instances>
